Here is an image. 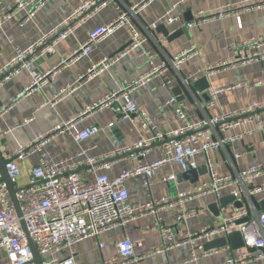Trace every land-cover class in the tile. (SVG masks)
<instances>
[{
	"label": "crops",
	"instance_id": "1",
	"mask_svg": "<svg viewBox=\"0 0 264 264\" xmlns=\"http://www.w3.org/2000/svg\"><path fill=\"white\" fill-rule=\"evenodd\" d=\"M82 1L84 0H48L41 11L24 26L18 25L21 15L6 23L0 30V70L13 61L15 48L26 50L36 44L54 28L68 20L75 7ZM140 1L120 0L119 3L126 10L131 24L146 38L141 48L131 50L121 57V53L126 50L124 49L112 57V54L131 41L128 28L120 25L100 40L90 54L73 57V52L86 42L91 29L116 20L114 7L109 6L90 17L84 24L76 26L66 39L54 45L52 53L45 54L42 49L37 51L33 59L34 65L41 73L50 71L49 78L38 87L26 90L31 83L26 70H20L2 84L0 153L3 160L18 146L27 144L40 134H48L61 122L71 120L76 121L78 130L97 126L99 132L79 143L71 134H55L46 147L52 160H62L81 150L86 151L85 156H98L134 143L139 137L146 135L137 121L119 120L110 110L93 112L82 117L79 116L80 112L86 106L100 100L106 93L118 91L122 82L136 79L146 73L150 69V63L157 66L191 45L198 50L195 56L187 59L176 70L169 67L164 74H154L133 93L137 108L150 116L159 130L169 132L180 126L177 103H182L189 116L195 120L239 111L255 103H264V60L244 66L215 68L219 62L231 55L232 44L250 38L264 39V9L244 10L236 6L234 11L220 16L226 5H235L240 0H150L130 12V8ZM3 2L9 3L11 0ZM174 4H178L175 14L179 19L173 25L166 26L163 24L165 12ZM212 16L215 18L199 27L186 28L187 35L182 34L171 42H167L160 33L151 29L153 24L157 25V28L164 25L173 33L201 17ZM236 16L240 18L241 28H238ZM103 59L114 63L91 78L79 79ZM204 76L210 85L211 103L202 100L194 89L187 94L182 86L180 88L184 100L178 101V97L172 94V90L186 80L194 81ZM166 78L170 83L163 85ZM61 90L64 92L60 93ZM172 98L176 99L175 103L170 102ZM259 116L263 117L264 112H260ZM29 119V122L24 123ZM110 123L114 125L107 128ZM212 134L215 137V133ZM228 136L236 139L207 155L212 159L219 175L224 176L248 166L264 163V129L261 130L254 124H246L221 133L216 132V137ZM235 154H240V157L234 159ZM159 155L160 145L156 144L148 156L138 161L114 158L109 162L110 166L106 173L110 178L115 177L121 171L132 169L137 164L156 160ZM207 157L198 158V167L206 166ZM228 158H232L234 167L230 165ZM36 163L37 158L34 155L20 163L21 175L17 185L27 184L28 174ZM183 173L173 165L159 168L153 172L149 188L140 177L128 180L125 185L129 202L144 203L159 198L175 201L179 194L197 183L206 181L209 177L207 171L196 183H191L182 177ZM170 176L173 179L164 182V179ZM263 187L264 174L251 183L237 187L240 191V197L237 199H241L243 207L250 203L253 206L251 208L261 213L257 202L264 200V190L249 197L247 191ZM225 197H231L230 189L224 190L219 199ZM219 199L207 194L185 201L181 205L177 204L172 210L162 214L163 223L176 228L174 241H180L181 234L198 231L222 217L232 216L236 211L232 204L220 208L218 216L209 211V206ZM189 210H197L200 213L177 224L176 216ZM125 238L137 244L135 251L138 255H146L160 243L158 225L150 216L140 217L124 228L108 230L98 239L83 240L75 247L77 264H97L102 260L118 257L117 243ZM214 240L205 241L204 248L207 243ZM99 243L103 244L102 248L99 247ZM240 250L232 251L229 248L210 257L201 258L197 262H189L191 248L188 244H181L166 252L145 257L140 264H224L229 254H236ZM0 264H7L1 253ZM248 264H264V261L256 260Z\"/></svg>",
	"mask_w": 264,
	"mask_h": 264
},
{
	"label": "built area",
	"instance_id": "2",
	"mask_svg": "<svg viewBox=\"0 0 264 264\" xmlns=\"http://www.w3.org/2000/svg\"><path fill=\"white\" fill-rule=\"evenodd\" d=\"M48 0H11L4 3L0 0V30L21 15L18 25L24 26L47 3ZM120 0H84L80 2L73 13L58 27L44 36L36 44L26 50L15 48V57L9 66L0 70V87L20 70H26L31 78L30 86L26 89L36 88L49 78V72L41 73L34 65V57L39 49L45 54L53 52L58 42L66 39L72 30L84 24L90 17L102 9L113 6L117 14L115 21L105 25L96 26L89 31L87 40L74 52L73 57H82L91 53L92 49L120 25L128 28L131 44L121 53V57L131 50L141 48L146 40L128 20L126 10L119 3ZM150 0H141L133 7V12ZM244 10L264 9V0H240L235 5H226L220 16H225L235 7ZM178 4L170 6L165 14L163 24L171 26L179 19L176 15ZM212 17L200 19L186 24V28L199 27ZM238 28H241L240 18L236 16ZM157 25L151 26L156 30ZM231 55L222 60L215 67L230 68L244 66L254 61L264 60V39L250 38L230 46ZM198 53L194 45L174 54L166 62L150 69L136 79L122 82L118 91L106 93L97 102L86 106L79 116L103 110H110L119 120L137 121L144 129L145 136L139 137L134 143L115 148L109 153L98 156H85L84 150L62 160H52L46 150L48 142L57 133L71 134L79 143L85 141L99 132L97 126L78 130L76 121H65L54 127L48 134H40L27 144L18 146L11 154L4 157V169L8 180L15 191V198L19 204L21 217L24 221L28 236L35 247L41 264H77L76 245L86 239H98L108 230L116 227L124 228L136 218L150 216L159 229L160 243L146 255L136 253L135 244L130 239H123L117 243L118 257L102 260L97 264H140L148 256L166 252L181 244H188L191 248L189 262H197L201 258L210 257L221 250H228L225 246L220 249L206 250L204 242L226 237L228 234L238 232L242 236L244 247L236 254H229L224 264H248L256 260L264 261V213H257L250 203L247 207L235 211L230 217H222L211 225L204 226L194 232L181 234L180 241H174L176 228L166 226L162 221V214L172 210L177 204L202 197L207 194L220 198L222 192L230 189L235 199L240 197L237 187L253 182L264 174V163H258L239 169L234 173L219 175L214 163L208 154L213 153L232 143L236 137H216V132H224L235 127L254 124L264 129V103H255L248 108L221 114L212 118L195 120L186 111L182 103H177V117L180 126L169 132L159 130L150 116L140 111L135 103L133 93L154 74H164L169 67H178L187 59ZM142 55H146L142 53ZM147 55L150 56L149 53ZM114 61L101 60L79 79L91 78L106 70ZM210 69V68H209ZM211 71V69L209 70ZM166 78L163 85L169 84ZM61 90L60 93H63ZM220 92V91H218ZM172 98L170 102L175 103ZM26 120L24 123L29 122ZM114 124L110 123L107 128ZM215 133V137L213 136ZM156 144L160 145L159 158L151 162L137 164L132 169L123 170L117 176L110 178L107 170L110 161L114 158H124L138 161L148 156ZM36 156L37 163L28 174L25 186L17 185L21 175L20 163L30 156ZM206 156L208 179L197 183L186 192L179 194L175 201L168 198L150 199L144 203H130L126 182L132 178L140 177L149 188V180L155 170L164 166L173 165L182 172L195 170L198 167V158ZM240 154H235L238 159ZM232 167L233 160L228 158ZM170 176L164 182L172 180ZM263 188H252L247 196L261 192ZM200 213L197 210L182 212L176 216V223ZM245 220L239 224L237 222ZM102 248L103 244L99 243ZM0 253L5 257L7 264H34L26 235L22 229L20 218L17 216L9 191L0 173ZM199 253V255H198Z\"/></svg>",
	"mask_w": 264,
	"mask_h": 264
},
{
	"label": "water",
	"instance_id": "3",
	"mask_svg": "<svg viewBox=\"0 0 264 264\" xmlns=\"http://www.w3.org/2000/svg\"><path fill=\"white\" fill-rule=\"evenodd\" d=\"M188 22L189 21H186V23H188ZM156 32L160 33L166 39L167 42H171L175 38H177L178 36H180L182 34L187 35V33H188L186 27H183V28L177 30L176 32L170 33L165 28L164 25L159 26L156 29ZM130 44H131V41L129 43H127L124 47H122L120 50H118L117 52L112 54V57H114L118 53L122 52L124 49H126L128 46H130ZM181 86L184 88V90L187 94H190L191 89L192 90L194 89V91H196L200 95L202 100H204L208 104L211 103L212 99L210 97V85H209L207 78L205 76L201 77L199 79H196L194 81H192L191 79L186 80V82H183L182 85L175 87L172 90V94L175 97H178L177 98L178 101L184 100V97L182 96V89L180 88ZM4 165H5V162H4L3 157L0 153V173L2 175L3 181L5 182V184L7 186V189L9 191V195H10L12 203L14 205L16 214L20 218V223H21L22 229L24 230L29 248L31 250L32 262L34 264H41V260H40L39 256L37 255L35 247L32 244V242L28 236V233L26 231L24 221L21 217L19 204L15 198V191L16 190L13 188L11 182L8 180V178L6 176ZM206 173H207L206 166H202V167H198L195 170H190V171L184 172L182 174L183 175L182 177L187 178L191 183H196L198 181V178L200 176L205 175ZM228 204H232V206L234 207V209L236 211L241 209L244 205L242 203L241 199H235L233 196L225 197V198H221V199L217 200L214 204L210 205L209 211L214 216H218L219 215V209L225 208ZM257 206H258L260 212L264 213V200L258 201ZM243 221H245V220H241V221L237 222V224H239ZM225 246H228L232 251L242 249L244 247V244H243L242 236L240 235V233H238V232L230 233L226 237L219 238L217 240H214L212 242L207 243L205 248L208 250V249H217V248H221V247H225Z\"/></svg>",
	"mask_w": 264,
	"mask_h": 264
}]
</instances>
